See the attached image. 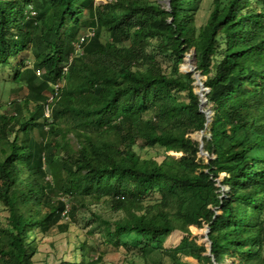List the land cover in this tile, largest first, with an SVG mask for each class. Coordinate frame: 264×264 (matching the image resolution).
<instances>
[{
	"label": "trees",
	"instance_id": "trees-1",
	"mask_svg": "<svg viewBox=\"0 0 264 264\" xmlns=\"http://www.w3.org/2000/svg\"><path fill=\"white\" fill-rule=\"evenodd\" d=\"M199 2L0 0V64L24 53L0 84L32 93L0 101V264H34L38 236L99 203L115 246L145 242L171 264H264V0H212L198 27ZM37 38L46 51L27 65ZM166 53L169 70L156 59ZM194 73L205 77L207 128ZM43 82L60 87L51 122ZM204 129L201 149L189 135ZM145 147L160 153L143 157ZM204 224L210 249L190 230ZM176 230L180 242L164 248ZM74 238L75 261L68 249L57 264H96V247Z\"/></svg>",
	"mask_w": 264,
	"mask_h": 264
},
{
	"label": "rangeland",
	"instance_id": "rangeland-1",
	"mask_svg": "<svg viewBox=\"0 0 264 264\" xmlns=\"http://www.w3.org/2000/svg\"><path fill=\"white\" fill-rule=\"evenodd\" d=\"M96 2H103L104 0H95ZM162 2L168 6V0H162ZM212 8V0H200L198 3L194 22L196 26H201L206 22V19L211 11ZM83 16H85V12L83 13ZM102 40L107 39V33L105 31H102ZM155 42H153L151 45H154ZM16 50H20V47L16 48ZM46 49L43 46V43L40 38H37L35 40V45H33L30 48L29 55L26 57V64L30 65L32 58H35L39 53L45 52ZM15 52L13 51V54ZM18 56L15 58H12L10 63L8 65H1L0 64V79H6L7 81H11L13 78V72L17 70V65L19 64L18 60L22 58L24 53L20 52L17 54ZM189 55V56H188ZM189 57L192 62V67L190 70L186 69L185 66V60ZM156 59L162 63L164 69L169 70L171 65V56L169 53L160 55H156ZM195 67V59H194V52L191 51L188 53L181 63L180 66V72L185 74L194 71ZM34 69H37L36 66L33 65ZM194 68V69H193ZM205 80V77H201L199 79V82L203 83ZM41 80H39L38 83H40ZM195 83V82H194ZM195 85V90H200V86L197 84ZM17 86L16 83H10L5 82L0 84V101H4L6 104H9L12 102H17L24 98V96L31 95L30 91L27 89L21 92H18V95H10L9 91L15 89ZM40 89L43 90L46 95L49 97L52 95L53 91H55L56 86L47 82H43L40 84ZM202 91V90H201ZM207 92V89L204 90V93ZM179 98L182 100L186 99L185 94H180ZM49 99V98H48ZM51 108L56 107L55 100L51 104ZM16 106H18L16 104ZM19 107V106H18ZM204 110L208 109V104L203 106ZM46 114V110H45ZM46 117V116H45ZM52 119H49V122H51ZM37 138L40 139V136L36 133L35 134ZM193 140L200 141L203 136L209 137V133L207 130H203L201 132H193L189 135ZM1 144V142H0ZM0 145V149H1ZM141 155L143 157L149 158L152 156L157 155L160 153V151L154 148H148L145 147L140 151ZM261 153V152H259ZM169 154L174 155L175 157H179L180 154L169 152ZM199 157L206 158L207 154L202 153L199 154ZM222 176L219 178V180L222 179ZM223 190H226L225 187H223ZM154 196H157V194H154ZM107 199V198H104ZM79 200V199H78ZM105 201V200H102ZM74 202V201H72ZM80 201H77L79 203ZM99 204H92L90 208H77L75 215H73L71 219H66L65 221L70 224L67 228V231L62 230L59 228H55L51 232H49L46 236L40 237L38 236L36 239L39 240L37 244V248L39 249V252L34 256V264H57L59 261V257L62 255V253L65 250L70 249L71 245L70 241L76 240L74 238L75 234L79 232L82 239H87L88 244L94 245L96 247L95 253L92 255V259L96 257H100L97 260L96 264H171L169 262V259L164 258V256L157 250L156 247L150 249L147 248L144 250V252L141 251V249L146 245L145 242H142L139 246H132L130 244L128 245H121V246H115L111 244L108 240L107 233L105 232L106 226H104L102 223H99L97 220V214L102 213V211L105 210L106 207L101 206ZM89 213H88V212ZM113 214L112 212H109L106 214L107 218H110V215ZM104 217V216H102ZM105 218V217H104ZM64 224V225H68ZM8 226V211L4 208L0 207V228H4ZM190 230L195 237L196 241L200 244L202 242L206 243V246L209 248V243L205 239L206 234V225L204 224L203 227L197 228V227H190ZM34 232H37L38 230H33ZM32 237V234L31 236ZM182 238V235L179 231H173L164 241L163 247L170 249L174 248L178 245ZM72 243V242H71ZM74 250L73 248L70 249V254L67 258V260H70L72 262L75 261L76 256L73 254ZM185 261H189L192 263H195V260L189 257H184ZM217 264V263H214ZM222 264H232L231 260H228L226 263Z\"/></svg>",
	"mask_w": 264,
	"mask_h": 264
},
{
	"label": "water",
	"instance_id": "water-1",
	"mask_svg": "<svg viewBox=\"0 0 264 264\" xmlns=\"http://www.w3.org/2000/svg\"><path fill=\"white\" fill-rule=\"evenodd\" d=\"M168 5H169V0H168ZM189 56V55H188ZM195 68V67H194ZM193 68V69H194ZM193 77L195 78V83L194 84H197L200 86V90H195V93L198 94L200 96V106H199V110L201 112H204L205 115H206V128L208 127V124L210 123L211 121V115H210V109H207V110H204L203 109V101L205 100V102H207V99L205 97V99L203 100L202 99V96H201V90H206L207 88H205L204 84L199 82V79H200V75L198 73H194ZM208 92V90H207ZM205 92L204 95L207 93ZM205 128V129H206ZM200 142V141H199ZM201 149H202V139H201ZM204 153L203 151L200 152V154ZM206 154V153H205ZM208 233H209V227L206 226V234H205V239L206 241L209 243V248H210V245H211V242L208 240Z\"/></svg>",
	"mask_w": 264,
	"mask_h": 264
},
{
	"label": "built area",
	"instance_id": "built-area-1",
	"mask_svg": "<svg viewBox=\"0 0 264 264\" xmlns=\"http://www.w3.org/2000/svg\"><path fill=\"white\" fill-rule=\"evenodd\" d=\"M93 35V32H90L88 33L86 36L89 37V36H92ZM83 37L80 39V41H83ZM66 69H64L65 71ZM56 86V89L55 91H53L52 95L49 97L48 101H47V104L45 105V110H46V114H45V111H44V114L45 116L48 118V119H51V104L53 103L54 100H56V98L59 96V91H60V87L58 84H53ZM63 215H66V211L63 212ZM67 217V216H65Z\"/></svg>",
	"mask_w": 264,
	"mask_h": 264
},
{
	"label": "bare ground",
	"instance_id": "bare-ground-1",
	"mask_svg": "<svg viewBox=\"0 0 264 264\" xmlns=\"http://www.w3.org/2000/svg\"><path fill=\"white\" fill-rule=\"evenodd\" d=\"M185 66H186V69L187 70H190V68L192 67V62H191V59L189 57L186 58L185 60ZM204 90L201 91V96H202V99L204 100L205 99V95H204ZM206 104L205 100L203 101V106Z\"/></svg>",
	"mask_w": 264,
	"mask_h": 264
},
{
	"label": "clouds",
	"instance_id": "clouds-1",
	"mask_svg": "<svg viewBox=\"0 0 264 264\" xmlns=\"http://www.w3.org/2000/svg\"><path fill=\"white\" fill-rule=\"evenodd\" d=\"M64 218H67V217H64Z\"/></svg>",
	"mask_w": 264,
	"mask_h": 264
}]
</instances>
